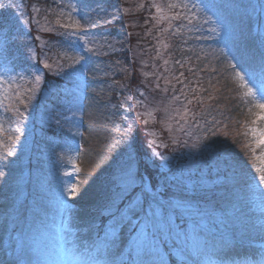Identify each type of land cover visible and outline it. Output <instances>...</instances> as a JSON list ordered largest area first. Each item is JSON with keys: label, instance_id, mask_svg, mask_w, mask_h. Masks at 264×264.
I'll use <instances>...</instances> for the list:
<instances>
[{"label": "rangeland", "instance_id": "1", "mask_svg": "<svg viewBox=\"0 0 264 264\" xmlns=\"http://www.w3.org/2000/svg\"><path fill=\"white\" fill-rule=\"evenodd\" d=\"M37 1L0 0V264H21L20 255L26 264H118L122 256L142 264L135 251L142 234L132 237L131 228L104 247L109 218L101 209L120 171L131 164L164 187L161 173H171L162 165L214 181L217 153L235 174L228 194L169 209L171 230L158 233L153 259L264 264V248L250 244L264 242V187L255 171L264 167V112L259 96L248 95L249 79L264 88V0ZM123 20L134 33L138 87L146 89L136 88L135 101L144 140L127 123L129 81L116 79L131 75L127 33L111 27ZM225 26L240 39L226 41ZM251 37L259 39L251 45ZM18 55L28 68L13 66ZM45 72L53 83L45 84ZM179 195L167 185L159 199ZM200 229L222 238L205 239Z\"/></svg>", "mask_w": 264, "mask_h": 264}, {"label": "snow or ice", "instance_id": "2", "mask_svg": "<svg viewBox=\"0 0 264 264\" xmlns=\"http://www.w3.org/2000/svg\"><path fill=\"white\" fill-rule=\"evenodd\" d=\"M225 40L233 41L239 40L235 34L225 26ZM252 43L259 39V37L246 38ZM253 55L252 47L246 49ZM47 67V65H45ZM237 67H241V71H244L242 65L237 64ZM260 76L264 79V67L261 68ZM40 77L37 76V81ZM250 87L248 88V95L254 98L258 95L259 102L258 107L264 112V88H257L252 80L249 79ZM255 89V92L253 91ZM259 120H264V115L258 117ZM257 132L256 129H253ZM259 145H264V130L258 132ZM213 143L203 145L197 154L210 152ZM217 179L209 181L205 177L198 175V170L179 169L172 172L170 168L162 165L161 168H166L167 172L171 174L161 173V179L164 181L165 190L167 185H172L179 190V197L175 201H169L162 203L159 199L160 193L152 192L151 189L154 184L158 185L160 181H155L151 177L145 181L144 176L139 173V168L135 169L131 164L123 168L119 175L116 177L114 185L110 190V193L106 199L105 204L101 209V215L109 218L107 231L105 233V248H109L114 243L110 239L117 231H123L124 228H131L132 237L137 236L138 233L142 234V243L135 251L143 258L142 264H157V260L154 257L159 258V253H154L153 249L157 247L155 241L158 233H161L165 228L169 231L170 223L165 219V213L168 209L173 212L184 208L191 207V201L210 200L219 196H226L230 190V187L235 181V174L231 171V165L228 164L222 156L217 153ZM264 155V153H262ZM77 171H79L77 169ZM255 171L259 173V184L264 187V167H256ZM4 173L0 172V176ZM65 175H71L65 173ZM255 179V177H253ZM76 192V188H67L69 198H72V193ZM157 209H159V215H157ZM195 212L200 213V209L196 208ZM132 257V252L129 253ZM158 264H165L163 259L158 260Z\"/></svg>", "mask_w": 264, "mask_h": 264}, {"label": "trees", "instance_id": "3", "mask_svg": "<svg viewBox=\"0 0 264 264\" xmlns=\"http://www.w3.org/2000/svg\"><path fill=\"white\" fill-rule=\"evenodd\" d=\"M118 1L124 5V0H118ZM32 2L37 3L38 1L32 0ZM47 2H48V0L45 3H47ZM126 17L129 18V16H126ZM122 22L123 23H121L120 21L115 22L114 24H111V27H112V29H114V30L117 29L120 32H122V30H125L127 33V35H126V37L128 38V41L126 42L127 43V50L123 53V61L130 66L131 75L126 77V78L124 77L121 79H120V76H118V77H116V79L123 81L124 83L126 81H129L127 86H126V90H125L126 95L128 94L126 100H127L128 104L130 106V109H131V110L128 109L129 115H128L127 123L128 122L130 123V125H131L130 127L133 128V132L137 136V138L138 139L141 138V140H144V136H145L144 127L141 126L143 123H142L141 119L139 118V116L136 115V110H137V105L135 102L137 100L136 99V91H137L136 88L141 89L140 87H138L140 77L137 74V66L135 65V60H134L132 53H131V47L136 42H135V38H134V33H132L133 32L132 29H129L128 25L126 24L128 22V20H123ZM174 41H175V39H174ZM173 44H174V42H173ZM17 59L19 61H22V62L25 61L21 57L19 58V56L17 57ZM24 64H26V62H24ZM49 77L51 78V76L49 74H47V78H49ZM183 86H184V84L179 82V81L176 84V88L181 89V87H183ZM141 90H146V89H141ZM134 93H135V95H134ZM120 97L122 98V96H120ZM116 100L120 101L119 99H116ZM139 106L140 105H138V107ZM139 130H141V131H139Z\"/></svg>", "mask_w": 264, "mask_h": 264}, {"label": "bare ground", "instance_id": "4", "mask_svg": "<svg viewBox=\"0 0 264 264\" xmlns=\"http://www.w3.org/2000/svg\"><path fill=\"white\" fill-rule=\"evenodd\" d=\"M25 110V109H24ZM27 113H28V111H27Z\"/></svg>", "mask_w": 264, "mask_h": 264}]
</instances>
